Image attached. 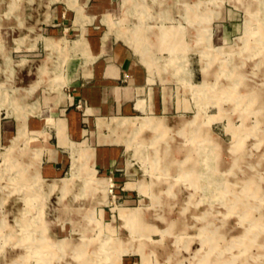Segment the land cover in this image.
Returning <instances> with one entry per match:
<instances>
[{"label": "rangeland", "instance_id": "1", "mask_svg": "<svg viewBox=\"0 0 264 264\" xmlns=\"http://www.w3.org/2000/svg\"><path fill=\"white\" fill-rule=\"evenodd\" d=\"M52 1L0 0V119L21 125L11 142L0 137V264H264V0H115L123 17L104 20L150 71L156 61L179 80L190 62L199 72L194 113L106 121L105 139L125 147L129 173L117 180L77 142L64 148L60 174L41 172L25 121L38 85L57 89L65 50L79 47L41 32ZM228 6L242 26L221 43ZM36 43L33 56H45L27 88L35 74L25 73L23 46ZM113 118L134 125L110 126L122 120Z\"/></svg>", "mask_w": 264, "mask_h": 264}, {"label": "crops", "instance_id": "2", "mask_svg": "<svg viewBox=\"0 0 264 264\" xmlns=\"http://www.w3.org/2000/svg\"><path fill=\"white\" fill-rule=\"evenodd\" d=\"M80 1L50 3V19L42 22L41 32L56 41L62 37H67L70 43L79 41V47L65 50L67 55L54 76L57 89L46 79L38 85V108L27 115L25 125L28 134L33 133L38 139L42 174H60L67 163L64 148L77 142L76 147L93 149L94 162L106 178L117 180L123 177L121 174L129 173L121 164L125 147L122 141L105 139L112 135L106 121L112 117L144 116L175 119L194 113L197 105L191 84L197 83L199 72L190 62L186 77L179 80L172 70L156 61L150 71L134 45L117 36L104 20L105 16L112 21L123 17L124 11L120 6L116 10L115 0ZM217 20L215 37L221 43H228L239 34L242 23L235 8L225 7L223 17ZM99 21L107 26H101ZM37 46V43L31 48L23 46L32 55L27 58L30 69L25 73L35 74L28 79L27 88L37 82L40 76L37 64L45 56H33ZM20 127L19 118L0 119V137L4 135L11 142Z\"/></svg>", "mask_w": 264, "mask_h": 264}, {"label": "bare ground", "instance_id": "3", "mask_svg": "<svg viewBox=\"0 0 264 264\" xmlns=\"http://www.w3.org/2000/svg\"><path fill=\"white\" fill-rule=\"evenodd\" d=\"M188 14V13H187ZM134 30V29H133ZM181 33V32H180ZM178 37V36H177ZM153 124V125H156V123L151 120H148V119H145L143 121L140 122V125L143 126L145 124ZM110 126L114 125L116 127H124V128H131L133 125H134V122L130 119H122V120H119V121H114L113 123H109ZM160 125V123L158 124ZM185 124H183L184 126ZM163 127V126H162ZM170 127V126H169ZM181 127V126H180ZM165 128V127H164ZM165 130V129H164ZM91 155V154H90ZM167 155V154H166ZM170 159V158H169Z\"/></svg>", "mask_w": 264, "mask_h": 264}]
</instances>
